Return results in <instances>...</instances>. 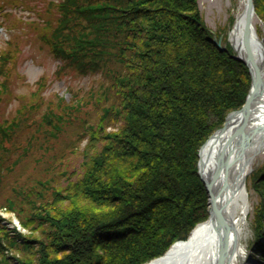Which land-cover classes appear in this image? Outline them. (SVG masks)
<instances>
[{
    "label": "trees",
    "instance_id": "trees-1",
    "mask_svg": "<svg viewBox=\"0 0 264 264\" xmlns=\"http://www.w3.org/2000/svg\"><path fill=\"white\" fill-rule=\"evenodd\" d=\"M254 3L264 20V0ZM57 7V24L45 38L54 54L110 79L92 91L110 95L105 119L88 126L99 128L90 142L101 136L105 143L94 153L86 147L83 177L73 188L53 187L54 204L43 195L27 202L36 211L21 222L29 229L40 220L44 237L26 239L33 250L18 264H144L208 218L199 148L245 103L249 68L216 44L197 0H60ZM10 57V49L0 53L1 65ZM260 172L256 188L263 194ZM8 209L24 212L15 201ZM254 225L255 250L264 256L263 200ZM9 233L18 246L22 234Z\"/></svg>",
    "mask_w": 264,
    "mask_h": 264
},
{
    "label": "rangeland",
    "instance_id": "rangeland-1",
    "mask_svg": "<svg viewBox=\"0 0 264 264\" xmlns=\"http://www.w3.org/2000/svg\"><path fill=\"white\" fill-rule=\"evenodd\" d=\"M59 1L0 0V53L6 49L11 52L8 62L3 65L0 62V124L6 127V132L0 130V155L4 158L0 183V237L3 238L4 247H7L6 253H0V259L8 254V264H18L19 259L23 260L31 255L33 248H26L27 240L44 237L42 227H36L40 220L35 221V227L29 229L21 222L23 216L36 211L27 202L43 195L46 204L52 205L53 187L73 188L83 177L86 170V147L90 145L92 150L89 152L94 153L105 143L101 136L90 142L91 133L99 128L98 125L93 129L88 126L99 124L100 120L102 122L105 119L102 109L107 105L110 95L104 93L101 96L92 91L96 87L100 92V89L109 84L110 79L100 73L80 72L66 64L54 54L45 39L57 24ZM197 1L202 19L211 30L213 40H221L223 49L230 48L235 56L237 53L228 42L234 17H230L226 2ZM254 24L264 46L263 18L256 14ZM70 105L74 107H68ZM45 114L49 116L45 118ZM203 144L199 148L198 173ZM253 166L246 179L249 209L242 234L245 252L240 264H259L264 259L255 250L258 235L254 225L256 213L260 210L261 201H264V193H259L256 188L263 176V172H260L257 177L258 172L264 169V148L257 154ZM10 201L23 207L24 212L19 214L8 209ZM66 204H70V201L67 200ZM209 215L208 193V217ZM204 221L199 222L193 230ZM3 226L7 229H2ZM44 230L46 234L47 230ZM8 232L22 234L17 240L18 246L13 247L7 240L5 233ZM12 239L14 237L10 238ZM166 252L167 250L163 254Z\"/></svg>",
    "mask_w": 264,
    "mask_h": 264
},
{
    "label": "bare ground",
    "instance_id": "bare-ground-1",
    "mask_svg": "<svg viewBox=\"0 0 264 264\" xmlns=\"http://www.w3.org/2000/svg\"><path fill=\"white\" fill-rule=\"evenodd\" d=\"M224 1L230 17H234L228 42L237 54L245 57L248 0ZM255 17L256 13L250 45L261 69L260 94L251 105L248 119L244 121L245 110L234 112L226 127L214 133L201 149L199 166L204 178L212 182L217 211L187 239L175 242L165 254L145 264H240L243 260L242 234L249 209L246 179L257 154L264 148V46L254 24Z\"/></svg>",
    "mask_w": 264,
    "mask_h": 264
},
{
    "label": "water",
    "instance_id": "water-1",
    "mask_svg": "<svg viewBox=\"0 0 264 264\" xmlns=\"http://www.w3.org/2000/svg\"><path fill=\"white\" fill-rule=\"evenodd\" d=\"M246 13H247L246 28H245V34H244L245 46H246V55H245V57H242L239 54H236L235 57L237 59L242 60L248 66L250 74L252 76V86H251V89L249 91V94L247 96L246 102L243 105V107L239 110H235V111L230 112L228 114L226 120H225L224 125L221 128L217 129L215 131V133L226 127V125L228 123L229 116L231 114H234V112L245 110L244 111V121L246 119H248L249 114L251 112V105H252L254 99L256 98V96H259V94H260V87L262 84L261 69L257 63L256 57H255L254 52H253L251 45H250V35H251V31H252V23H253L254 14L256 13L254 0H248ZM214 41L217 43L218 46L224 48V46H222L221 40L214 39ZM204 144H203V146H204ZM202 147H201V149H202ZM200 156H201V150H200ZM220 161H221V157L218 160V164H217L214 176L217 175V172H218L219 166H220ZM199 174L202 177V179L204 180L206 188H207L208 193H209L210 214L211 213L215 214V212L217 211V203H216L215 196H214L213 190H212V182H209L208 180H206L204 178L200 166H199Z\"/></svg>",
    "mask_w": 264,
    "mask_h": 264
}]
</instances>
